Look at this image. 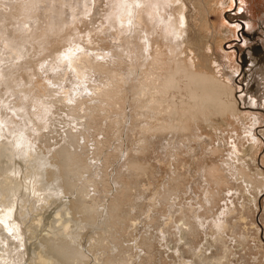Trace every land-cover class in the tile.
Wrapping results in <instances>:
<instances>
[{"label":"bare ground","instance_id":"obj_1","mask_svg":"<svg viewBox=\"0 0 264 264\" xmlns=\"http://www.w3.org/2000/svg\"><path fill=\"white\" fill-rule=\"evenodd\" d=\"M6 2L0 0V51L5 50L7 53L9 51L13 62L15 61L13 70L15 75L13 74L14 77L10 78L11 76L8 74L13 71H6L9 73L1 76L0 84L3 83L7 89H11L10 83L7 82V75L10 76V79L16 78L15 80L20 82L21 86L18 85L17 97L21 102L19 107L17 106L18 108L16 105L12 107L16 108L17 115H22L21 118L28 120V124L21 122L23 125L20 124V128L5 131L9 127L4 124L6 116L3 115L5 113L3 108H6L5 103L7 102L4 98L0 99V264H119L120 260L128 264V256H122V252L125 250H120L124 247L120 241L123 234L120 230H125L128 221V214L124 213L123 205L128 198L129 185L127 186L126 182V185L122 184L118 189L112 191L110 189L108 191L110 197L104 205L101 203L98 205V201L96 203L91 199L89 201L88 197H93L90 192L87 193L89 178L83 179L82 183L78 182L82 173H85L91 165L83 159L85 155L81 150L87 148L86 144L93 141L97 131L105 133L106 140L112 131L114 133V130L118 131V128H121L120 125L123 121L120 122V125L117 124L116 116L119 112L124 117L126 116L129 97H131L129 109L131 118H133L130 121L137 120L139 123V120H142L144 116L146 117L143 119L149 118L147 122L143 120L139 125L137 124L144 134L146 131V134L156 130L170 131L174 129L175 125L186 128L187 121H194L200 115L209 116V105L216 102L217 99L221 107L227 105L226 89L224 90L222 87L221 92L216 90L219 95L217 99H214L211 88L217 87L215 84L218 80L216 81V78L209 79L204 74L199 77L198 68L192 61L191 50L194 48L200 50L201 38L188 32L189 34L186 35L187 45L183 47L184 41H179L187 18L185 9L189 10L188 5L185 0H120L121 10L115 12L116 5L111 2L113 8L104 18L107 22L104 25L107 28L96 29L95 35L92 34L94 30L90 29L87 36H78L76 29H73L72 32L68 31L70 29L68 24H59L60 20L53 13H49L50 8L47 3H50V0H21V2L20 0H6ZM56 4L77 12L72 1H67V3L60 1ZM39 9L41 12L38 13ZM36 12L39 16L37 19L33 18V14ZM207 13V1L199 0L197 14L194 18L198 20L201 28L208 24ZM71 17L73 20L77 19L76 15L71 14ZM27 19H31L30 21L36 24L35 30H33L32 23L27 22ZM19 20L25 24L24 29L22 23L20 28ZM9 24L12 28L15 27L13 32L8 30ZM16 25H18L17 28ZM189 26L190 23L187 22V27ZM63 27L67 29H63ZM111 38L114 39L110 40ZM37 53L39 55L35 58ZM1 55L3 58L6 57L3 53ZM2 57L0 60H3ZM4 59L8 60L9 58ZM1 63L0 67L3 65ZM3 71L5 72V69L0 68V72ZM12 83L15 84V82ZM24 99L27 101L29 99L32 104L30 105V101V106L23 104ZM30 108L31 110H29ZM110 110L112 112H108V114L107 111ZM53 111L62 112L60 118H56V114H54V119H57L56 123L62 125L59 127V129L62 128L61 132H58V128L50 130L51 126L42 124L44 118ZM16 114L15 116H17ZM231 115L238 122L242 119L233 111ZM214 117L215 122L223 123L221 115L216 114ZM101 119L102 121H100ZM250 119H253V122H250L251 125L258 122L256 117ZM7 121L11 122L12 120L8 119ZM100 122L102 125H99ZM53 123L55 124V122ZM39 124L43 126L38 127ZM9 125L12 124L9 123ZM126 126L128 127V125ZM39 131H44L45 135L39 136ZM177 131L179 132V130ZM252 131L249 130L250 141H247L249 142L247 146L242 147V151H249L254 163L253 155L259 147V142ZM31 132L36 134V136L33 134L35 138L33 135L31 137ZM179 134L184 139L183 135ZM183 134L185 135V132ZM187 134L190 135L188 132ZM196 134L198 135L197 132ZM235 134L237 135V133ZM60 135L64 138L63 142L59 141L61 137L58 139ZM192 136L194 135L192 134ZM198 137L196 136V138ZM97 139H95L97 144L92 142L95 146L91 144L95 148L89 147L94 149L95 160H98L97 157L99 158L100 155L97 156V153L102 147L100 145H103V142ZM182 139L180 143L183 144ZM167 142L165 141V144ZM48 145L57 146L49 149ZM85 145L86 147L83 149ZM163 145L162 148L167 149ZM203 148L205 147H201V149ZM90 153L92 150L87 154L90 155ZM111 153L110 155H112ZM166 153L165 151L161 152L165 161L170 159V157L167 158ZM17 154H19L17 157L19 159L22 154L27 158H25L26 160L21 158V161L24 160L23 164L17 160ZM114 157L116 158V156ZM8 161L13 165L12 169L11 167L9 169L10 164L7 166L6 162ZM228 161L230 162L229 159ZM105 163L107 162L103 164L105 165ZM139 163L141 162L131 160L126 164L128 167L126 168L139 169L142 165ZM211 165L207 171L212 175L218 170L222 171L223 166L219 167L216 163H211ZM230 166L227 169H230ZM230 170L234 172V175L239 176L244 184H248L249 187L254 186L257 192L252 199L257 209V199L264 189V173L259 168L253 169L243 165L235 166ZM100 171L102 170L100 169ZM222 173L214 177L215 180L212 176V180L215 181L213 183H216L217 186L222 183V187L225 184H231L226 181L228 177H224L221 175ZM136 174L139 175V173ZM178 183V186L181 185ZM244 184L242 183V185ZM92 186L95 192V184ZM103 186V188H108V182L104 181ZM163 192L162 197L167 200L173 190L165 187ZM69 193L76 195L71 198ZM52 194L61 197L68 196L61 201L63 205L61 209H59L60 205L56 204L50 208L52 201L55 200L52 199ZM217 195L213 196L217 198ZM50 216L52 217L49 219ZM239 220L244 221L246 217L241 215ZM180 221L181 226H195L187 218V215L181 217ZM219 221L222 223V220ZM101 223H107L110 230L98 232L97 237L95 239L90 237L89 242L87 241V245H85L82 230L88 224L98 227ZM129 225L131 229L132 223L129 222ZM37 227H42L41 231L45 230L46 232H42L44 234L37 233ZM107 239L117 249L118 257L113 253L101 257L95 251L93 252L94 248L103 249L104 245H107L103 242ZM151 243L150 240L147 246L150 249ZM91 249L93 250L91 251ZM87 251L93 252L92 255ZM221 258L223 259V257L212 256L209 261L213 263L215 261L216 264L221 261Z\"/></svg>","mask_w":264,"mask_h":264},{"label":"rangeland","instance_id":"obj_2","mask_svg":"<svg viewBox=\"0 0 264 264\" xmlns=\"http://www.w3.org/2000/svg\"><path fill=\"white\" fill-rule=\"evenodd\" d=\"M50 1V3H47V6L50 8V11L48 10L49 13H53L57 19L60 20L59 24H68L70 28L68 31L72 32L73 29H76L78 36H87L88 30L90 29L94 30L92 34L95 35L96 29L107 28L104 25L107 23L104 18H106L109 10L113 8L111 2L116 5L115 12L121 10L120 0ZM60 1L66 3L67 1H72L75 8H77V12L73 9H67L61 5H57L56 3ZM206 1L208 10L206 18L208 19V24L201 28L199 27L198 20H195L194 18L197 14L199 0H185L189 10L185 9L187 18L179 41H184L183 47L186 46L188 43L186 37V35L189 34L188 32H190L191 35H197L201 38L200 50H196L195 48L191 50L192 61H194V64L198 68L199 77L204 74L209 79L216 78L215 80H218L216 82L217 84H215L217 87L213 86L211 88L214 99L218 98V90L221 92L222 87H224V90L226 89L225 95L227 97L226 99H228L226 102L227 105L221 107L220 102L217 99L216 102L209 105V116L200 115L194 121H187L188 128H181L178 125H175L174 129L170 131H150L152 134L150 132L149 134H146V131L144 134L143 130L142 133L141 129L138 128V125L143 120L147 122L149 118L143 119L146 117L144 116L142 120H139V123L137 120V122L130 121L133 118H131V112L129 109L131 104V97H129L126 108L128 109L126 110L128 113H126V116L124 117L122 113L119 112L118 114V112H116V114H118L117 116L115 115L117 117V124L120 125V122H123L120 125L121 128H118V131L114 130V133L112 131V133L108 135V138H106L108 144H106L105 133L97 131L94 134L92 142L97 144V142H95V139L97 138L100 139H97L98 141L103 142V145H100L102 147L99 148V154L97 153V156L100 155L99 158L97 157L99 161L95 160L96 157L93 154L94 149H90L95 146L94 143H87V148H85L86 145L83 147V149L85 148V151L81 150L85 155L83 159H85L86 163H91V165L88 169L89 171L84 170L85 173H82L78 182L82 183L81 181H83V179L85 180L86 178H89L87 183V193L90 192L93 195V199L88 197L89 201L91 199L95 202L98 201V203L96 202L98 205L99 203L104 205L110 197V193L108 192L110 189L111 191L118 189L126 182L127 186L129 185V192L127 194L128 198H126V203L123 205L124 213L128 214V221L125 228L126 231L123 230L125 231L123 232L120 230V232L123 233L122 235H125H121L122 238L120 240L121 243L124 244L123 249L120 248V250H125V252H122L123 255L120 252V255L128 256V264H215V261L214 263L209 261V259H212V256L223 257L220 261L222 262L221 264H264V189H262L260 192L261 195L257 199L258 208L256 209L252 199L257 192L256 189L254 186L249 187L248 184H244V182L239 179V176L234 175V172L230 170L235 166L243 165L253 169L259 168L264 173V0ZM37 12H41V9ZM37 12L33 14V18H39ZM71 14L76 15L77 19L73 20ZM30 20L27 19V22L32 23L33 30H35L34 27L36 24ZM21 21L22 20H19L20 28L22 23L24 29L25 24ZM187 22L190 23L189 27H187ZM75 23L76 25H74ZM17 26L18 25H16V28ZM65 28L66 27H63V29ZM14 29L15 27L12 28L11 24H9L8 30L14 31ZM112 39L114 38H111L110 40ZM51 40L53 41V39ZM256 48L259 50L256 54L263 53V56L254 55L255 52L253 49ZM2 53L6 56L4 58L7 59L8 57L9 59L5 60L1 55ZM0 55V57L5 60H0V63L2 61L1 65L3 64L0 68L5 69V72H0L1 78L4 74L14 70L15 61L13 62L11 55H9V51L7 53L5 50H2L0 51ZM38 55L39 54L37 53L35 58H37ZM13 74L15 75L14 71L8 74L11 77L8 75L7 77L5 76L8 78L7 82L10 83L11 89H7L3 83L0 84V99L4 98L7 102L5 103L7 105L6 108H3V112H5L3 115L5 114L4 116L7 118L3 117L5 118L4 121H6L4 124H7L9 127H7L5 131L7 129L13 130L15 128H20L19 126L21 122L28 124V120L26 121L25 118H21L23 117L22 115L19 116L16 114V108L19 107L21 102L17 97L18 85L20 82L15 80L16 78L10 79L14 77ZM10 81L15 82V84L12 83L14 84L12 85ZM14 92L16 93L14 94ZM24 100L27 101V99ZM25 101H23V104L25 105L30 106L32 104L29 99L27 102ZM29 101L31 102L30 105ZM15 105L16 108H13ZM11 108L13 110H10ZM29 110H31V108ZM232 111L242 117L239 122L231 115ZM59 112L60 111H53L50 113L51 115L49 114V117L47 116L46 118L42 117L43 115L41 114V118H44L42 124L47 125L48 127L51 126L49 127L50 130L52 128H58V132H61L62 128L59 129V127H62V125L56 123V118H60L62 114V112ZM108 112L111 113L112 111L110 110L107 111V113ZM37 113L40 114L38 111ZM15 114L19 117L15 116ZM54 114H56L55 119ZM216 114L223 117L222 124L215 122L214 115ZM140 117H138V119ZM251 117H256L258 122L251 125L253 122V119H250ZM8 119L12 120L13 123L12 121H7ZM100 121H102V119ZM53 122H55V124ZM124 122H128L126 123L128 127L126 125L123 126V124H125ZM9 123L12 125H9ZM13 125L16 126L14 127ZM54 125L56 126L54 127ZM99 125H102V123L100 122ZM37 126L41 127L40 124ZM177 130H179V132ZM249 130H253L252 133L254 132L253 134L257 137L259 142V147L253 155L254 163L251 159L250 152L247 150L242 151V147L249 144V142H247L250 141ZM183 131L185 132V135L183 134ZM39 132V136L43 137L45 135L44 131ZM187 132L190 134L189 136ZM179 133L183 135L184 139L179 136ZM231 133L232 135H230ZM235 133H237V135ZM30 134L32 137L34 132H31ZM192 134L195 137L192 136ZM11 135L13 136V134ZM11 135L10 137L12 138ZM34 135L36 136V134ZM34 135L33 137L35 138ZM196 136H201L199 141V137L196 138ZM60 137L61 135L58 139ZM188 137L190 138V141L188 139L185 140V138ZM191 137L195 138L194 141ZM63 139L64 138L61 137L59 141L63 142ZM181 139L183 140V144L180 143ZM165 141L168 142L165 144ZM202 141L211 144L207 143V145ZM214 141L215 143H213ZM91 144H94V146H91ZM162 145L163 147L166 146L167 149L162 148ZM56 146L57 145H48L49 149H53ZM206 146L212 147L208 148ZM201 147L205 148L201 149ZM86 149H89L90 151L92 150V153H90V155L87 154L90 151H86ZM100 150L102 151L100 152ZM162 151L167 152V158L170 157V159L165 161L161 154ZM109 152H112L111 154L113 156L110 155ZM105 153H107V155H105ZM18 155L19 154H17L16 158L19 157ZM21 156L20 157L24 158V160L27 159L26 157H23V154ZM90 156H92L93 159ZM114 156H116V158ZM21 158H17V160L20 162ZM103 158L110 159L105 160ZM24 160L20 163L23 164ZM131 160L139 161L141 162L139 164L144 165H140L139 169L135 167L134 169L131 168V171L130 169H127L128 167L126 165ZM104 162L109 163H105L104 165ZM6 163L8 164L7 166H9L11 162L8 161ZM211 163H216L219 167L223 166L221 168L222 171L218 170L216 171L217 173L215 172L213 175L212 173H209L207 168L212 166ZM226 165L227 168L230 166V169H227ZM10 167L12 169L13 165L9 166V169ZM99 168L102 171H100ZM219 171L220 173L224 171L221 175L228 177L226 178V181L231 183L229 184L230 186L226 184L224 185L223 183L224 186L222 187V183L220 186L213 183L215 181L212 180V176L215 180L214 177L220 174L218 173ZM136 173H139V175ZM104 181L108 182V188H103ZM176 182H179L178 184L181 185L178 186ZM242 183L244 185H242ZM94 184L96 187L95 192L94 187L92 186ZM165 187L173 190L167 200H164L162 197ZM219 191L221 192L218 193ZM58 193L61 194V192ZM214 194L223 195H217L218 197L216 198V196H213ZM69 195L73 198L76 194L69 193ZM67 197L52 194V199L54 198L55 200L52 201L53 203H51L50 208L56 204L60 205L59 209H61L63 206L61 201ZM220 197L221 199H218ZM185 214L195 226H181L180 218L186 217ZM241 215L246 217V220H239ZM51 217L52 216H50L49 219ZM219 220H222V223ZM129 222L132 223L131 229ZM108 227L109 225H107V223H101L98 227L97 225H86L85 229L82 230L85 245H87V241L90 237L95 239L98 232L110 230V227ZM41 230L42 227H37V233L40 232V234H44L42 232L45 230ZM148 240H151L152 242L151 249L147 247L149 243ZM105 243H107V245ZM103 244H105L103 249L100 250L94 248V250L91 249V251H95V253H98L97 255L101 257L102 255H107L109 253H113L116 257L119 256L118 253H116L117 249L112 246L113 244L110 243L109 239H107V241L104 240ZM93 252L87 251V253H91L90 255H92ZM220 262L216 264H220ZM119 264L126 263L123 260H120Z\"/></svg>","mask_w":264,"mask_h":264},{"label":"flooded vegetation","instance_id":"obj_3","mask_svg":"<svg viewBox=\"0 0 264 264\" xmlns=\"http://www.w3.org/2000/svg\"><path fill=\"white\" fill-rule=\"evenodd\" d=\"M254 50V52H255V54L254 55H262L263 56V53H259V54H256V53H258L259 52V50L256 48V49H253Z\"/></svg>","mask_w":264,"mask_h":264}]
</instances>
